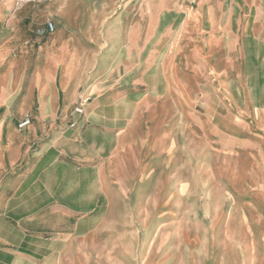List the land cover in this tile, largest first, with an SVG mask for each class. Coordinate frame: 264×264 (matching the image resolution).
Returning <instances> with one entry per match:
<instances>
[{"label": "crops", "instance_id": "1", "mask_svg": "<svg viewBox=\"0 0 264 264\" xmlns=\"http://www.w3.org/2000/svg\"><path fill=\"white\" fill-rule=\"evenodd\" d=\"M60 1L36 16L11 8L25 0L0 9V264H83L96 229L122 221L149 101L168 112L185 97L170 89V52L203 33L220 50L264 42V0ZM46 21L56 29L40 37ZM139 48L163 50L161 87L144 80L152 58L139 73Z\"/></svg>", "mask_w": 264, "mask_h": 264}, {"label": "rangeland", "instance_id": "2", "mask_svg": "<svg viewBox=\"0 0 264 264\" xmlns=\"http://www.w3.org/2000/svg\"><path fill=\"white\" fill-rule=\"evenodd\" d=\"M25 1L11 8L36 16L50 0ZM197 39L170 52V89L185 97H171L168 112L148 99L136 166L121 183L122 221L96 229L83 264H264V42L220 50L208 34ZM162 53L138 50L139 73L153 60L144 80L155 87Z\"/></svg>", "mask_w": 264, "mask_h": 264}, {"label": "built area", "instance_id": "3", "mask_svg": "<svg viewBox=\"0 0 264 264\" xmlns=\"http://www.w3.org/2000/svg\"><path fill=\"white\" fill-rule=\"evenodd\" d=\"M56 29V25L54 22L52 21H46V23H44L42 26L38 27L36 29V33L39 36H46L48 34H51L55 31ZM87 101V99L85 100V102ZM74 111L76 113H83L84 111V103L80 102L79 104H77L74 107ZM31 123V117L29 115H27L22 121H20L18 123V127L19 129H22L24 127H26L27 125H29ZM73 125V124H72Z\"/></svg>", "mask_w": 264, "mask_h": 264}]
</instances>
